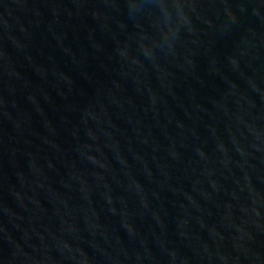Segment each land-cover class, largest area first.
Listing matches in <instances>:
<instances>
[{
	"label": "water",
	"instance_id": "water-1",
	"mask_svg": "<svg viewBox=\"0 0 264 264\" xmlns=\"http://www.w3.org/2000/svg\"><path fill=\"white\" fill-rule=\"evenodd\" d=\"M0 264H264V0H0Z\"/></svg>",
	"mask_w": 264,
	"mask_h": 264
}]
</instances>
